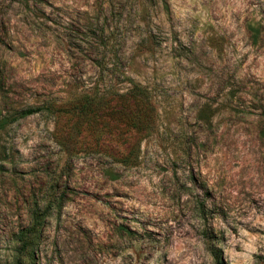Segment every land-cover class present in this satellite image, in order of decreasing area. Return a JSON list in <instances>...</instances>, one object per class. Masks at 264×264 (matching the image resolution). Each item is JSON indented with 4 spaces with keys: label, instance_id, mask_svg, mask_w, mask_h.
<instances>
[{
    "label": "rangeland",
    "instance_id": "obj_1",
    "mask_svg": "<svg viewBox=\"0 0 264 264\" xmlns=\"http://www.w3.org/2000/svg\"><path fill=\"white\" fill-rule=\"evenodd\" d=\"M3 116L0 264H264V0H0Z\"/></svg>",
    "mask_w": 264,
    "mask_h": 264
},
{
    "label": "trees",
    "instance_id": "obj_2",
    "mask_svg": "<svg viewBox=\"0 0 264 264\" xmlns=\"http://www.w3.org/2000/svg\"><path fill=\"white\" fill-rule=\"evenodd\" d=\"M128 81H129L130 85L132 86V90H137V91L140 92V93L143 92V90H141V89L138 87V85L134 84V83L132 82V80H129V79H128ZM132 90H131V91H132ZM34 113H36L34 109H28V110L23 111V112L19 115L18 118H23V117H26V116L32 115V114H34ZM15 120H17L16 117H15V118L13 117V118H11V119H9L8 116L0 117V131L5 130V129H6V128H7V127H8L13 121H15Z\"/></svg>",
    "mask_w": 264,
    "mask_h": 264
}]
</instances>
